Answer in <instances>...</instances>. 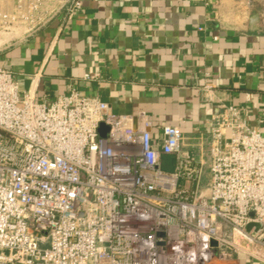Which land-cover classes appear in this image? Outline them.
Returning <instances> with one entry per match:
<instances>
[{"label": "built area", "instance_id": "1", "mask_svg": "<svg viewBox=\"0 0 264 264\" xmlns=\"http://www.w3.org/2000/svg\"><path fill=\"white\" fill-rule=\"evenodd\" d=\"M6 4L0 28L32 35L84 0ZM157 128L76 90L37 102L0 66V264H264V134L248 111L222 106L203 160L178 127Z\"/></svg>", "mask_w": 264, "mask_h": 264}, {"label": "crops", "instance_id": "2", "mask_svg": "<svg viewBox=\"0 0 264 264\" xmlns=\"http://www.w3.org/2000/svg\"><path fill=\"white\" fill-rule=\"evenodd\" d=\"M63 17L32 35L0 28V66L20 95L51 102L76 90L117 116L145 113L155 136L178 127L202 160L223 105L244 107L264 134V0H84L76 18ZM163 159L174 172V158Z\"/></svg>", "mask_w": 264, "mask_h": 264}, {"label": "water", "instance_id": "3", "mask_svg": "<svg viewBox=\"0 0 264 264\" xmlns=\"http://www.w3.org/2000/svg\"><path fill=\"white\" fill-rule=\"evenodd\" d=\"M108 130H109V128L106 125L102 124L101 127H100V130H99V133H100L101 137L104 138L106 136ZM253 226L254 225H250L248 227V229H251ZM256 228H257V230H261L262 229V226L257 225Z\"/></svg>", "mask_w": 264, "mask_h": 264}, {"label": "trees", "instance_id": "4", "mask_svg": "<svg viewBox=\"0 0 264 264\" xmlns=\"http://www.w3.org/2000/svg\"><path fill=\"white\" fill-rule=\"evenodd\" d=\"M164 156H172V155H163V156H162V162H163V160H164V159H163ZM172 157L174 158V160H173V165H174V169H175V166H176V159H175L174 156H172ZM162 168H163L164 171H170V170L165 166L164 163H163V165H162Z\"/></svg>", "mask_w": 264, "mask_h": 264}, {"label": "rangeland", "instance_id": "5", "mask_svg": "<svg viewBox=\"0 0 264 264\" xmlns=\"http://www.w3.org/2000/svg\"><path fill=\"white\" fill-rule=\"evenodd\" d=\"M206 158H208V157H206ZM207 167H208V166L206 165V168H207ZM207 169H208V168H207ZM207 183H208V173H207L206 177H205L204 180H203V185L206 186ZM204 186H203V187H204Z\"/></svg>", "mask_w": 264, "mask_h": 264}]
</instances>
